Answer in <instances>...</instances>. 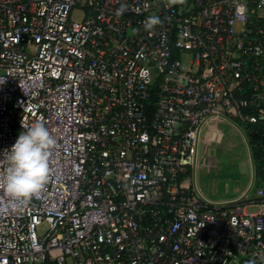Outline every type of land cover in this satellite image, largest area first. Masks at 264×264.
Returning <instances> with one entry per match:
<instances>
[{"label": "built area", "instance_id": "obj_1", "mask_svg": "<svg viewBox=\"0 0 264 264\" xmlns=\"http://www.w3.org/2000/svg\"><path fill=\"white\" fill-rule=\"evenodd\" d=\"M209 120L254 166L226 201L192 183ZM38 121L50 179L0 191V264H264V0H0V152Z\"/></svg>", "mask_w": 264, "mask_h": 264}, {"label": "clouds", "instance_id": "obj_2", "mask_svg": "<svg viewBox=\"0 0 264 264\" xmlns=\"http://www.w3.org/2000/svg\"><path fill=\"white\" fill-rule=\"evenodd\" d=\"M22 129L15 142L0 152V160L4 161L0 191L14 201L26 202L50 179V157L56 139L43 121L22 125Z\"/></svg>", "mask_w": 264, "mask_h": 264}, {"label": "rangeland", "instance_id": "obj_3", "mask_svg": "<svg viewBox=\"0 0 264 264\" xmlns=\"http://www.w3.org/2000/svg\"><path fill=\"white\" fill-rule=\"evenodd\" d=\"M221 133L222 140L220 142H217L215 137L207 140L205 145L201 142L199 166L191 174L193 185L198 180L199 186L198 188L195 187L200 189L206 198L213 201L225 197L239 196L246 190L249 179V168L243 166L246 148L244 140L230 124L225 122H222ZM223 149L232 150L240 166H208V158L206 159V157L211 158L214 156L212 158L215 160L217 158L216 154ZM205 151L209 153L204 157L202 153L204 154ZM252 169L254 172V166H252Z\"/></svg>", "mask_w": 264, "mask_h": 264}, {"label": "crops", "instance_id": "obj_4", "mask_svg": "<svg viewBox=\"0 0 264 264\" xmlns=\"http://www.w3.org/2000/svg\"><path fill=\"white\" fill-rule=\"evenodd\" d=\"M222 148V147H221ZM221 148H219L221 150ZM209 152H206L203 154L202 153V156H207ZM200 154V153H199ZM217 155V158L214 160V156H212L211 158L210 157H206L207 159V164L208 166H240L239 163H238V160H236L232 150H228V149H223L222 151H219V153L216 154ZM210 158V159H209ZM244 165L243 166H248L249 168V179H248V186L251 184L252 180H253V175H254V172H253V169H252V160L247 152V148H245V158H244ZM199 166V155H198V164L196 165V167ZM201 166V164H200ZM196 169V168H195ZM195 172V170H194ZM192 182H193V179H192ZM194 186H199V182L198 180H196L195 182V185ZM201 193L202 191L200 189H198ZM234 197H225V198H222V199H219L218 201H226V200H229V199H232Z\"/></svg>", "mask_w": 264, "mask_h": 264}, {"label": "bare ground", "instance_id": "obj_5", "mask_svg": "<svg viewBox=\"0 0 264 264\" xmlns=\"http://www.w3.org/2000/svg\"><path fill=\"white\" fill-rule=\"evenodd\" d=\"M221 128H222V123L212 122V120H209L206 124L205 129L201 134V142L205 145V142L211 139L212 137H215L216 141L220 142L222 140Z\"/></svg>", "mask_w": 264, "mask_h": 264}, {"label": "trees", "instance_id": "obj_6", "mask_svg": "<svg viewBox=\"0 0 264 264\" xmlns=\"http://www.w3.org/2000/svg\"><path fill=\"white\" fill-rule=\"evenodd\" d=\"M253 149H254V152H253V159H254V162H255V164H256L257 161H258V157H259V151H260V149H259V147H254ZM257 168H258V166H255V169H257Z\"/></svg>", "mask_w": 264, "mask_h": 264}]
</instances>
